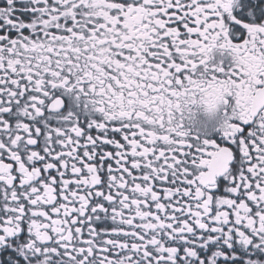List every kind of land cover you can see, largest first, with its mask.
<instances>
[{
  "label": "snow or ice",
  "instance_id": "obj_1",
  "mask_svg": "<svg viewBox=\"0 0 264 264\" xmlns=\"http://www.w3.org/2000/svg\"><path fill=\"white\" fill-rule=\"evenodd\" d=\"M0 264H264V0H0Z\"/></svg>",
  "mask_w": 264,
  "mask_h": 264
}]
</instances>
